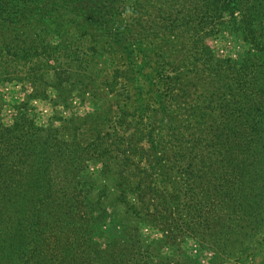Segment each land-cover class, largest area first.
Listing matches in <instances>:
<instances>
[{"label":"trees","instance_id":"obj_1","mask_svg":"<svg viewBox=\"0 0 264 264\" xmlns=\"http://www.w3.org/2000/svg\"><path fill=\"white\" fill-rule=\"evenodd\" d=\"M124 1L133 4L130 23L122 17ZM25 10L36 21L30 47L18 37L20 29H8ZM221 20L248 45L241 60L215 58L206 45L215 25L227 22ZM62 26L77 28L95 45L104 39L128 57L137 37L150 36L158 57L175 61L174 73L178 63L208 67L198 106L189 111L178 102L187 95L184 82L173 80L176 88L167 100L187 119L163 114L156 120L172 135V146L152 139L156 157L149 166L160 179L146 191L137 183L135 194L161 199L159 210L148 213L151 222L172 224L173 239L178 222L173 215L183 203L180 229L198 237L207 233L223 253L240 254L260 243L264 249V0H0V53L7 49L27 60L42 42L47 52L51 42L41 41L40 31L53 36ZM25 126L26 120L0 125V264H142L135 229L127 237L130 244L114 235L103 244L94 241L90 221L98 224L105 212L89 216L88 200L69 197V185L57 194L53 171L60 166L70 178L67 168L82 163L81 155L67 156L73 162L68 163L57 141L24 133ZM159 184L169 186L163 191L172 198L158 194Z\"/></svg>","mask_w":264,"mask_h":264},{"label":"rangeland","instance_id":"obj_2","mask_svg":"<svg viewBox=\"0 0 264 264\" xmlns=\"http://www.w3.org/2000/svg\"><path fill=\"white\" fill-rule=\"evenodd\" d=\"M122 5H126L122 17L130 23L133 4L124 1ZM22 17L8 29H20L18 37L30 47L36 21L31 20L29 10ZM227 24L230 23L227 21L220 28L216 24L218 30L208 38L204 32V41L215 58L235 62L244 58L248 45ZM58 32L51 36L40 31L41 41L51 42L50 50L46 52L42 42L43 48L30 50L27 60L14 58L7 49L1 50L0 125L9 128L26 120L24 133L28 130L57 141L68 163L73 162L67 156L79 160L81 155L82 163L67 168L70 178L59 166L53 171V183L59 195L69 185V197L86 198L89 216L105 212L98 224L90 221L94 241L103 244L105 236L114 235L124 245L130 244L127 237L135 229L139 240L137 257L142 264H264L261 243L240 254H228L219 250L208 231H204L206 236L198 237L180 229L184 218L179 219L177 213L184 216L183 203L173 215L178 219L173 239L172 224H164L160 219L151 222L148 213V209L159 210L161 199L149 200L145 192L139 198L135 194L137 183L141 182L140 189L146 191L147 185L156 187L160 179L149 166L156 157L150 145L152 139L159 138L165 146H172V135L160 130L161 124L156 120L164 115L166 119L174 115L186 117L184 110L198 106L208 67L200 62L197 66L178 63L174 73L171 65L175 61L170 56L166 60L158 57L150 36L137 37L128 57L105 45L104 39L98 38L100 44H93L77 28L62 26ZM175 77L184 82L187 95L178 99L184 110L174 112L176 107L167 99L176 88ZM189 94L192 95L188 97ZM162 107H166L167 115ZM29 124H33L32 129L27 128ZM159 185L158 194L172 198L163 191L169 192V186Z\"/></svg>","mask_w":264,"mask_h":264}]
</instances>
